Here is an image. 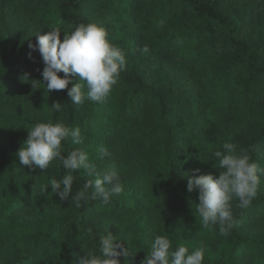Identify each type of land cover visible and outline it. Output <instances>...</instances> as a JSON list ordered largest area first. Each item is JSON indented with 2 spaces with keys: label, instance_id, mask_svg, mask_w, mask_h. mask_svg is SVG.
Segmentation results:
<instances>
[{
  "label": "trees",
  "instance_id": "obj_1",
  "mask_svg": "<svg viewBox=\"0 0 264 264\" xmlns=\"http://www.w3.org/2000/svg\"><path fill=\"white\" fill-rule=\"evenodd\" d=\"M20 8L44 28L37 33L59 27L61 40L81 23L102 25L127 62L102 103L74 105L67 89L34 88L45 66L29 47L37 33L0 31V264H79L109 233L129 249L121 264H142L157 234L174 248L203 246V264H264V230L252 229L264 218V174L247 208L233 200L240 223L229 235L202 227L199 190L187 191L185 175L218 176L212 153L225 142L264 168V0H0L1 10ZM157 57L192 79L153 66ZM49 121L81 129L86 139L75 145L69 136L64 155L79 148L98 169L114 168L120 195L76 207L49 186L66 174L59 160L48 170L19 164L28 128ZM73 177L75 193L89 177Z\"/></svg>",
  "mask_w": 264,
  "mask_h": 264
},
{
  "label": "clouds",
  "instance_id": "obj_2",
  "mask_svg": "<svg viewBox=\"0 0 264 264\" xmlns=\"http://www.w3.org/2000/svg\"><path fill=\"white\" fill-rule=\"evenodd\" d=\"M61 33L59 27H52L46 34L37 33L36 43L29 45L33 51H39L45 65L41 72L43 82L33 81L34 88L42 83L48 93L67 89L74 105L86 100L102 103L126 66L124 52L111 42L107 30L95 22L81 23L71 33L63 32V40ZM76 75L80 78L79 83H73L72 77ZM69 84L73 86L69 88ZM51 107L56 112L63 110L60 102ZM69 136L75 145L86 139L79 127L73 129L59 121L36 123L28 128L27 140L16 153L19 164L48 170L53 161L59 160L66 174L61 180L52 177L49 186L62 201L71 199L76 207L88 199L110 203L123 191L118 172L111 167L98 169L88 154L79 148H73L64 155L63 143ZM100 152L103 157L111 156L107 148L102 147ZM212 157L217 161L215 167L220 170L219 175L199 174L200 169L185 173L187 191L199 190L197 212L202 227L219 225L220 233L229 235L232 228L240 223L233 214V200L238 201L236 207L239 208H247L252 203L257 197L264 168H260L247 151L238 150L231 142H225L222 150L214 151ZM80 170L89 179L74 193L73 173ZM122 256H129L128 247L109 233L98 238L93 250L87 251L79 264H121ZM203 260V246L191 252L183 244L174 248L168 236L157 234L142 264H203Z\"/></svg>",
  "mask_w": 264,
  "mask_h": 264
},
{
  "label": "rangeland",
  "instance_id": "obj_3",
  "mask_svg": "<svg viewBox=\"0 0 264 264\" xmlns=\"http://www.w3.org/2000/svg\"><path fill=\"white\" fill-rule=\"evenodd\" d=\"M0 31L2 33L8 31L14 35L25 33L28 36H32L37 32H44V28L32 16L28 8H20L9 12L0 9ZM152 65L167 69L171 71L172 74H177L183 77L185 76L186 78H189V80L192 79L188 68L175 61H168L165 57H157L153 60ZM252 229L261 233L264 230V218H260Z\"/></svg>",
  "mask_w": 264,
  "mask_h": 264
}]
</instances>
